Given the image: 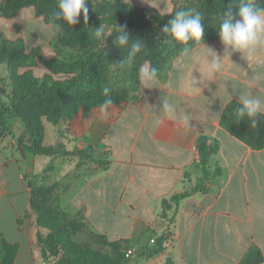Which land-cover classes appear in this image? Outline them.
I'll return each mask as SVG.
<instances>
[{"label":"crops","instance_id":"obj_1","mask_svg":"<svg viewBox=\"0 0 264 264\" xmlns=\"http://www.w3.org/2000/svg\"><path fill=\"white\" fill-rule=\"evenodd\" d=\"M128 1L163 14L174 7L173 0ZM19 18L43 21L29 9ZM45 28L49 39L53 30ZM188 49L187 56L182 51L171 57L164 76L140 78L137 98L116 117L89 119L68 145L108 152L110 161L103 169L73 157L69 172L77 184L70 201L110 241L155 237L173 215L168 243L157 254L172 264H238L252 247L264 257V147L252 149L219 123L231 100L264 101V47L250 57L226 47L218 35ZM214 58L222 69L209 73ZM199 134L217 140L209 168L220 172L204 181V191L176 206L170 196L192 188L201 176ZM6 142L0 138V242L14 248L13 264H49L37 243L29 184L46 163ZM166 204L171 209L163 215Z\"/></svg>","mask_w":264,"mask_h":264},{"label":"rangeland","instance_id":"obj_2","mask_svg":"<svg viewBox=\"0 0 264 264\" xmlns=\"http://www.w3.org/2000/svg\"><path fill=\"white\" fill-rule=\"evenodd\" d=\"M12 1L0 0V138L8 144L14 143L21 151L26 149L33 154L30 129L38 128L43 132L44 145L60 143L68 149V145L82 133L89 119L114 118L127 103L137 98L139 70L142 66H150L149 61H144L151 36L147 24H152L151 27L160 33L161 39L172 42L181 52L185 47L213 40L214 38H208L207 32L210 31V34L217 37L220 25L225 19H229L222 11L211 6L200 12L196 11L204 0H173L174 7L167 14L150 7L134 6L128 0H121L123 5L120 6L113 5V0H87L88 21L85 22L81 16L79 24L70 26L54 16L58 10V0H19L20 5L16 9L10 8ZM223 2L229 7L234 3L241 5L247 0ZM255 2L257 8L264 9V0ZM121 6L129 10L130 7L145 10L142 13L139 10L126 13ZM25 9L31 10L35 17H41L44 22L24 18L21 23L20 11ZM174 10L199 14L204 28L199 41L189 40L184 44L163 31L164 26L174 18L173 15L169 16ZM238 12V9L234 10L232 19L238 18ZM126 21L128 39L125 44L120 45L116 39V29ZM45 23L53 30L49 39ZM137 44L140 45V50L132 54L133 47ZM8 49H17L22 63L12 61L7 66L5 56ZM87 57H93L98 62L99 71L91 73L90 78L77 74H52L41 63L42 58H47L73 64ZM170 59L162 66L155 65L153 68L161 67L160 74L163 75ZM26 78L33 81V92L39 99L18 102L14 99V92L32 90L31 85L20 84ZM64 81H69V88L60 97H56L52 93L54 85ZM105 86L109 88L107 95H103L102 91ZM116 96L118 98L113 99ZM109 98L112 103L104 105L103 101ZM13 103L19 105V112L13 109ZM71 159H64L59 155H39L37 159L38 163L41 160L46 164L32 177L31 182L36 190L35 205L47 210L45 218L59 224L70 235L76 248L97 250L113 260L123 254H131L132 259L125 264H164V259L159 255L144 254L152 244L151 234L140 240L119 241L118 246L112 247L106 245L98 232L84 221L83 208L74 206L70 201L74 185L77 184L72 172H69L74 164ZM92 164L94 163L91 161L89 166ZM41 232L44 236L49 234L47 230L41 229ZM0 251L3 252L0 255L1 262L6 251L1 242Z\"/></svg>","mask_w":264,"mask_h":264},{"label":"trees","instance_id":"obj_3","mask_svg":"<svg viewBox=\"0 0 264 264\" xmlns=\"http://www.w3.org/2000/svg\"><path fill=\"white\" fill-rule=\"evenodd\" d=\"M254 6L257 8V4L255 0H252ZM113 5H123V2L121 0H113ZM20 5L19 0H13L10 8L16 9ZM213 7L216 10L222 11V13L228 17H233V13L235 9L240 8L239 3H234L233 5L227 7L224 5L223 0H212L209 2V0H204L200 3V5L196 8V11H201L205 7ZM123 12L126 13H133L135 10H139V13H142L145 9L144 8H136V7H130L131 9H126L125 7H122ZM133 11V12H132ZM176 10L173 11L169 16L173 15L175 16ZM165 17L166 16H162ZM47 20V19H46ZM49 20V19H48ZM128 21L124 22L121 26L127 25ZM149 27V31L151 33L150 36V45L147 49V51L144 53V61L150 62V67L153 68V66H162L168 59H170L172 56L180 53L174 46V44L167 39H161L159 37V32L152 28V24H147ZM127 32V29H125ZM206 31H208L206 29ZM208 33V38L213 39L216 35L210 34V31ZM184 51V50H183ZM178 52V53H177ZM182 52V51H181ZM21 54L17 49H8L6 50V56H5V63L7 66H10L12 61L19 63H22L20 60ZM24 59H27V56L23 57ZM42 65L50 71L52 74H58V73H66V74H77V75H84L86 78L91 77V73H98V62L93 57H87L84 60L78 61L77 63L73 64H64L61 62H57L54 59H47L42 58L41 59ZM26 65V62L23 63ZM28 64V63H27ZM168 67V66H167ZM166 67V69H167ZM157 70L156 76L162 77L164 76L160 74L161 67ZM165 72V71H164ZM16 81V79H15ZM21 81V79H20ZM21 85H28L31 87L32 90L28 91H21L17 90L14 92V99H16L18 102L24 101H33L35 99H39L36 96V93L33 92V81L30 79H25L20 82ZM54 91L52 92L56 97H60L62 93L67 91L69 88V81H64L61 83H57L54 85ZM50 92V90H49ZM47 92V93H49ZM40 94V92H39ZM38 94V95H39ZM116 96L113 99H117ZM241 106V102H238L236 100L229 101L223 108L219 123L222 126L223 129H225L230 135L236 137L238 140L243 142L244 144L250 146L252 149L258 150L264 147V113L260 112L255 117H238L237 116V109ZM13 109L16 112H19V105L16 103L12 104ZM23 119L25 120V116H23ZM65 121H67V118H64ZM253 120L256 121L255 125H253ZM26 128H28V125L26 124ZM30 137L32 142V149L34 151L35 155H59L60 157L64 159H70L73 157L76 158H83V159H91L94 164L98 168L106 169L108 165L110 164L108 157V152H100L97 151L96 153H93L91 150L87 149H78L74 148L72 150L66 149L64 144L56 143L53 146H46L43 142V132L38 129H30ZM195 147L198 152L199 161L201 163V176L197 179L195 185L190 189H184L183 191L179 193H175L172 196H170V202H173L176 206L178 205L179 201L184 199L185 197L197 192V191H204L205 190V180L213 173L218 174L220 172L219 168H216L214 171H211L209 168V162L210 158L213 154H215L218 151V142L215 139H210L205 134H199L196 142ZM20 150V149H19ZM21 151V150H20ZM94 154V155H93ZM78 166V165H77ZM32 180V179H31ZM29 182L31 190H32V198H31V207L35 214V220L34 225L36 226L37 232H36V239L37 243L40 247V253L42 256V259L49 264H125L128 261L132 259V255H121L115 260L108 258L106 255L98 252L97 250L93 249H79L76 248L70 238V235L63 230V228L55 223L53 220H47L45 218V215L47 214V210L43 208L42 206L35 205V189L32 186V182ZM169 204H166L164 206V212L163 215H165L170 210ZM169 224L173 220V215L168 219ZM169 224L165 228L164 231H162L159 235H156L154 237V242L151 244L149 248H147L144 252V254H160L166 246V243H168V240L170 238L171 232L169 230ZM41 229L47 230L48 235H43L41 232ZM98 236H101L104 240V243L106 245L115 247L118 246L119 241L124 242L126 240H119V241H109L106 236L103 234H100L98 232ZM156 232L152 231V235H155ZM53 235L55 237L53 238ZM1 244L6 248L5 255L3 256L2 261L0 264H13V258H14V248L7 246L5 243L1 242ZM264 261V257L261 253V251L257 247H252L249 249V251L240 259L238 264H260ZM164 264H172L171 260L169 258H166L164 260Z\"/></svg>","mask_w":264,"mask_h":264},{"label":"clouds","instance_id":"obj_4","mask_svg":"<svg viewBox=\"0 0 264 264\" xmlns=\"http://www.w3.org/2000/svg\"><path fill=\"white\" fill-rule=\"evenodd\" d=\"M57 11L54 13L56 18L62 19L68 25H76L80 23L81 16L85 22L89 19V7L87 0H58ZM117 42L120 45L126 43L128 33L124 26H119L117 29ZM163 31L179 42L187 44L189 40L199 41L204 33V28L201 23L199 14H194L190 11H178ZM99 35V32H97ZM219 36L223 44L230 46L232 51L244 52L248 56H254L258 49L264 47V9L256 8L252 0L242 3L238 18L225 19L219 28ZM140 50V45L133 47L132 54ZM189 49L184 48V54L187 56ZM222 64L218 58L206 66L209 73L221 71ZM157 70L150 66H142L139 70V75L142 80L150 79L156 76ZM103 95H107L109 88H103ZM111 99L103 101L104 105L111 104ZM165 108L169 109L170 105L165 104ZM264 109V101L260 98H251L245 96L242 98L241 106L237 109V116L249 118L255 117ZM256 121L253 120V125Z\"/></svg>","mask_w":264,"mask_h":264},{"label":"built area","instance_id":"obj_5","mask_svg":"<svg viewBox=\"0 0 264 264\" xmlns=\"http://www.w3.org/2000/svg\"><path fill=\"white\" fill-rule=\"evenodd\" d=\"M150 241H151V243H153L154 242V237H151Z\"/></svg>","mask_w":264,"mask_h":264}]
</instances>
